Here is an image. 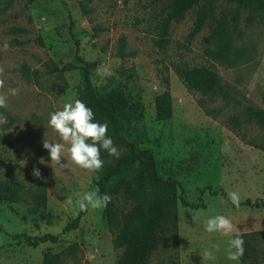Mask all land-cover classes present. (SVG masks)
Wrapping results in <instances>:
<instances>
[{
	"label": "rangeland",
	"instance_id": "rangeland-1",
	"mask_svg": "<svg viewBox=\"0 0 264 264\" xmlns=\"http://www.w3.org/2000/svg\"><path fill=\"white\" fill-rule=\"evenodd\" d=\"M204 4L171 20L167 41L160 46L165 0H0V78L5 80L0 93L8 95L7 107L0 108L7 117V123L0 124V177L15 176L28 185L38 180L32 175L34 167L47 177L45 209L31 213L22 201H0V264H43L58 252L64 264H117L121 250L114 246L105 207L89 208L78 226L56 243L30 247L11 236L61 232L78 214L77 201L96 189L100 171L80 168L67 153L66 168L51 167L49 152L42 147L43 139L64 143L48 124L50 114L84 90L75 39L79 54L91 63L98 94L113 89L125 94L137 146L153 150L159 173L176 178L186 199L198 201L200 189L211 185L228 198L236 192L240 201L264 200V126L248 122L242 112L243 105L264 109V7L216 0L200 30L191 35ZM217 25L225 30L223 37L207 42ZM173 61L218 72L233 96L222 116L214 119L202 111L198 95L172 70ZM98 67L114 74L99 75ZM166 76L171 116L160 119L155 98L166 88ZM13 88L19 89L18 95L9 93ZM230 114L239 116V128L227 123ZM41 157L44 164L38 162ZM203 200L205 207L196 209L178 203V239L161 242L148 264H237L228 259V249L241 233L246 234L247 263L264 264V208L233 207L221 193L209 190ZM217 215L231 220L232 233L205 230L206 220ZM71 244L76 246L70 253ZM206 251L215 259L203 258Z\"/></svg>",
	"mask_w": 264,
	"mask_h": 264
},
{
	"label": "trees",
	"instance_id": "trees-1",
	"mask_svg": "<svg viewBox=\"0 0 264 264\" xmlns=\"http://www.w3.org/2000/svg\"><path fill=\"white\" fill-rule=\"evenodd\" d=\"M13 0H8L12 3ZM33 1V0H29ZM216 0H165L166 18L161 26V37L157 40L164 46L167 39L169 22L182 18L187 11L205 2L199 10L194 29L198 32L204 23L208 10H212ZM237 6L253 5L264 7V0H231ZM237 17V13L234 15ZM225 33L221 25L212 28L206 41L216 35L220 38ZM75 57L78 61L84 90L77 98L83 101L95 113L96 121L107 123L108 136L114 141L121 152L119 159L110 156L101 150L104 166L100 170L96 189L100 195L111 196V202L104 209V215L109 229L114 235V246L121 250L117 264H148L153 250L163 241L172 238L178 239V203L190 208H204L203 196L206 190L212 195L221 193L226 202L233 207L223 190H213L211 185L200 189L195 202L186 199L179 191V181L172 177L162 176L157 168L154 152L150 148H139L133 139L132 110L125 94L119 89L111 90L107 95L98 94L92 83L91 63L79 54V41L75 39ZM171 68L184 87L191 93L198 95L196 102L202 111L214 119L222 116L225 106L233 99L222 83L218 72L207 65H189L181 61L171 62ZM166 88L155 98L157 117L166 119L171 116V99L169 79L164 78ZM224 100L225 105H220ZM248 122H255L264 126V109L251 105H243V111ZM227 123L233 129L241 125L238 115L230 114ZM0 201H22L30 206V212L36 213L45 209L47 193L41 180H32L28 185L24 180L15 176L0 177ZM239 207L264 208L262 198H246L240 201ZM86 211H80L67 222L59 233H44L30 235L26 232L12 234L17 242L25 243L30 247H37L41 243H56L61 235L78 226L80 217ZM237 235V234H236ZM235 235V236H236ZM242 237L245 233L240 234ZM234 236V238H235ZM76 244L67 247L71 253ZM62 252L52 254L43 264H64ZM242 264H248L244 255L240 258Z\"/></svg>",
	"mask_w": 264,
	"mask_h": 264
},
{
	"label": "clouds",
	"instance_id": "clouds-1",
	"mask_svg": "<svg viewBox=\"0 0 264 264\" xmlns=\"http://www.w3.org/2000/svg\"><path fill=\"white\" fill-rule=\"evenodd\" d=\"M8 47L9 44L5 42L3 48L7 50ZM3 72V67H0V77H2ZM97 73L102 76L114 74L109 69L103 67H98ZM4 88L5 80L0 78V90ZM9 93L12 96H16L19 94V89H9ZM7 99V94L0 93V108L7 107ZM4 123H7V117L0 114V124ZM48 124L58 133L60 139L64 142L57 143L43 139L42 147L49 152L50 161L52 162L50 163L51 167L66 168L68 165L63 161L67 159V153L75 165L92 172H98L104 166V160L101 158L102 149L116 159H119L121 156V152L115 146L113 139L108 136L107 123L96 121L93 110L79 99L66 103L62 110L51 113ZM38 162L41 164L45 163L42 157ZM32 175L36 179L47 183V177L41 174L40 169L34 167ZM229 199L237 208L240 206V196L238 193L230 192ZM68 202L71 203V200L69 199ZM110 202L111 196L107 194L100 195L97 192H87L77 201V205L80 211H87L89 208L98 209L107 207ZM205 230L209 233L223 232L227 235L234 231V225L229 218L217 215L206 220ZM244 252V240L240 234H237L230 241L228 259L236 261L239 264ZM203 258L214 260L215 256L213 252L206 251L203 253Z\"/></svg>",
	"mask_w": 264,
	"mask_h": 264
}]
</instances>
